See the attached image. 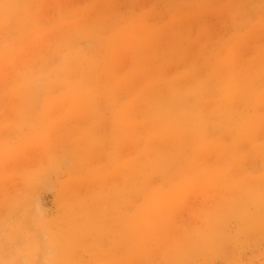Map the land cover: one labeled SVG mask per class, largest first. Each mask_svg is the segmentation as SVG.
Returning a JSON list of instances; mask_svg holds the SVG:
<instances>
[{
  "label": "rangeland",
  "instance_id": "374dc122",
  "mask_svg": "<svg viewBox=\"0 0 264 264\" xmlns=\"http://www.w3.org/2000/svg\"><path fill=\"white\" fill-rule=\"evenodd\" d=\"M263 121L264 0H0V264H264Z\"/></svg>",
  "mask_w": 264,
  "mask_h": 264
},
{
  "label": "bare ground",
  "instance_id": "6f19581e",
  "mask_svg": "<svg viewBox=\"0 0 264 264\" xmlns=\"http://www.w3.org/2000/svg\"><path fill=\"white\" fill-rule=\"evenodd\" d=\"M264 122V121H263ZM212 131V130H211ZM231 138V137H230ZM262 157V156H261ZM261 162V161H260Z\"/></svg>",
  "mask_w": 264,
  "mask_h": 264
}]
</instances>
